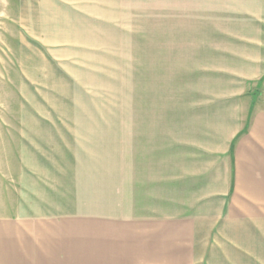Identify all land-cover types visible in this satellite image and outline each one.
<instances>
[{"label": "rangeland", "instance_id": "1", "mask_svg": "<svg viewBox=\"0 0 264 264\" xmlns=\"http://www.w3.org/2000/svg\"><path fill=\"white\" fill-rule=\"evenodd\" d=\"M226 4L250 2L0 0V117L51 120L62 128L51 138L68 144L46 180L21 174L20 196L41 195L20 200L64 214L169 201L143 188L142 142L168 138L173 122L230 129L260 88L264 61L246 58L258 49L221 35L236 31L219 29Z\"/></svg>", "mask_w": 264, "mask_h": 264}, {"label": "crops", "instance_id": "2", "mask_svg": "<svg viewBox=\"0 0 264 264\" xmlns=\"http://www.w3.org/2000/svg\"><path fill=\"white\" fill-rule=\"evenodd\" d=\"M260 1L243 10L226 4L219 14V29H236L222 36L258 49L246 57L253 61H264ZM238 29L254 33L249 39ZM253 79L260 88L243 102L245 115L225 123L230 129L173 122L168 138L142 142L143 188L169 201L122 212L27 207L51 202L20 200L41 195L20 196L21 174L30 181L52 172V155L67 150V140L58 146L51 138L62 129L51 120L0 117V264H264V69Z\"/></svg>", "mask_w": 264, "mask_h": 264}]
</instances>
